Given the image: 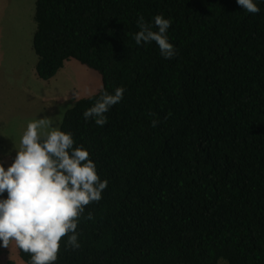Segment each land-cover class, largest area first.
<instances>
[{
  "label": "trees",
  "instance_id": "1",
  "mask_svg": "<svg viewBox=\"0 0 264 264\" xmlns=\"http://www.w3.org/2000/svg\"><path fill=\"white\" fill-rule=\"evenodd\" d=\"M254 2L256 14L237 0L35 1L39 79L75 59L104 90H125L104 126L83 116L101 88L61 119L108 185L80 217V247L62 238L54 264H264V0ZM156 15L171 19L173 58L133 38L140 17L158 30Z\"/></svg>",
  "mask_w": 264,
  "mask_h": 264
},
{
  "label": "clouds",
  "instance_id": "2",
  "mask_svg": "<svg viewBox=\"0 0 264 264\" xmlns=\"http://www.w3.org/2000/svg\"><path fill=\"white\" fill-rule=\"evenodd\" d=\"M237 3L248 13L260 11L254 0ZM137 25L139 31L133 37L137 45L155 42L165 58L177 55L167 35L171 19L156 15V31L143 17ZM124 91L117 87L112 94L101 86L99 98L84 111V118L104 126L105 114L121 102ZM74 143L70 132L53 126L49 118H40L27 125L12 163L7 168L0 163V245L9 248L15 241L20 251L30 254V264H54L65 237L66 246L79 248L80 217L87 205L102 199L107 188L108 181L101 180L89 151Z\"/></svg>",
  "mask_w": 264,
  "mask_h": 264
},
{
  "label": "rangeland",
  "instance_id": "3",
  "mask_svg": "<svg viewBox=\"0 0 264 264\" xmlns=\"http://www.w3.org/2000/svg\"><path fill=\"white\" fill-rule=\"evenodd\" d=\"M35 1L0 0V163L5 168L16 156L29 122L49 118L59 128L76 100L102 86L100 74L75 59L66 61L49 81L37 77L32 48ZM0 264H25L15 241L9 248L0 245Z\"/></svg>",
  "mask_w": 264,
  "mask_h": 264
}]
</instances>
